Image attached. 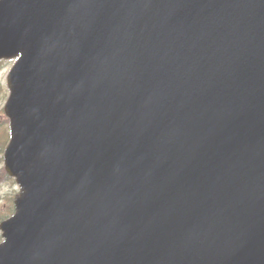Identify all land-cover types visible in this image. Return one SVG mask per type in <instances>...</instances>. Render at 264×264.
Segmentation results:
<instances>
[{
    "label": "water",
    "instance_id": "water-1",
    "mask_svg": "<svg viewBox=\"0 0 264 264\" xmlns=\"http://www.w3.org/2000/svg\"><path fill=\"white\" fill-rule=\"evenodd\" d=\"M18 55L0 264H264V0H0Z\"/></svg>",
    "mask_w": 264,
    "mask_h": 264
},
{
    "label": "rangeland",
    "instance_id": "rangeland-1",
    "mask_svg": "<svg viewBox=\"0 0 264 264\" xmlns=\"http://www.w3.org/2000/svg\"><path fill=\"white\" fill-rule=\"evenodd\" d=\"M14 62L15 61L13 59H4L0 61V136L4 135L2 138V144H5L7 138L6 132L10 137V123L8 117L4 112V106L9 96V88L7 86V76ZM3 166H4V161H3V154L1 152L0 171L3 168ZM16 190H18V185H13L11 183H8V181L4 180V178L0 175V211L4 210L8 206L9 202L7 201V198L11 196L12 193L15 192ZM0 235H1V230H0Z\"/></svg>",
    "mask_w": 264,
    "mask_h": 264
},
{
    "label": "trees",
    "instance_id": "trees-1",
    "mask_svg": "<svg viewBox=\"0 0 264 264\" xmlns=\"http://www.w3.org/2000/svg\"><path fill=\"white\" fill-rule=\"evenodd\" d=\"M1 152H3V148L0 147V153ZM0 175L4 178V180H7L8 183H11V184L14 185V178L9 176L6 173L4 168L1 169ZM17 192L18 191L13 192L12 195L7 198V201L9 202V204L4 210L0 211V218H6V217L10 216L14 212L15 207H14L13 201H14V198H15V195L17 194ZM0 239H1V236H0Z\"/></svg>",
    "mask_w": 264,
    "mask_h": 264
},
{
    "label": "bare ground",
    "instance_id": "bare-ground-1",
    "mask_svg": "<svg viewBox=\"0 0 264 264\" xmlns=\"http://www.w3.org/2000/svg\"><path fill=\"white\" fill-rule=\"evenodd\" d=\"M157 101H158V98H157L156 96H154V97L152 98V100L150 101V104H151V105H154L155 103H157Z\"/></svg>",
    "mask_w": 264,
    "mask_h": 264
}]
</instances>
